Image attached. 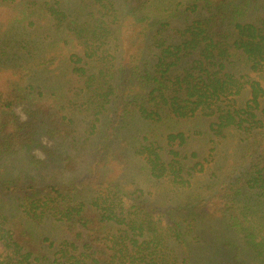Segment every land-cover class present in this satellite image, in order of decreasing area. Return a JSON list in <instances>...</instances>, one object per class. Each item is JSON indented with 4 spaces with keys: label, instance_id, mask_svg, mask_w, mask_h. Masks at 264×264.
Masks as SVG:
<instances>
[{
    "label": "trees",
    "instance_id": "16d2710c",
    "mask_svg": "<svg viewBox=\"0 0 264 264\" xmlns=\"http://www.w3.org/2000/svg\"><path fill=\"white\" fill-rule=\"evenodd\" d=\"M0 264H264V0H0Z\"/></svg>",
    "mask_w": 264,
    "mask_h": 264
},
{
    "label": "rangeland",
    "instance_id": "374dc122",
    "mask_svg": "<svg viewBox=\"0 0 264 264\" xmlns=\"http://www.w3.org/2000/svg\"><path fill=\"white\" fill-rule=\"evenodd\" d=\"M201 12V11H199ZM195 17V15H192L191 18L193 19ZM185 27V23L184 22H174L171 27L169 28V31L167 33H165L166 36H170V34H172L174 32L175 29L179 28V29H183ZM16 113L21 117L22 120L26 119V115L24 113L23 107L19 106L16 108ZM211 119L208 120H197V121H192V122H188L187 125V129H191V130H196L199 132H205L207 130V127L209 126ZM202 135V134H201ZM236 133L233 134H228V137L226 140H223L221 142V147H218V151L219 154L221 156H223L224 158L230 159L233 157L234 154H239L241 153V144L239 141V138L236 136ZM208 138L205 134V136H201V138L199 137L197 142L194 145L193 151L200 153L201 156L205 155V153H208V149L211 148V144L208 143V141L205 138ZM38 154V157L40 158H44V154L40 151L36 152ZM221 156L217 157V160L222 159ZM226 159V160H227ZM83 160V171L85 168H87V157H85ZM225 160V159H224ZM229 161V160H228ZM46 172L43 171V175H45ZM59 176H62V173L59 174ZM51 230L53 233L57 232L58 230L53 229L51 227H49L48 225H46L44 227V229Z\"/></svg>",
    "mask_w": 264,
    "mask_h": 264
}]
</instances>
